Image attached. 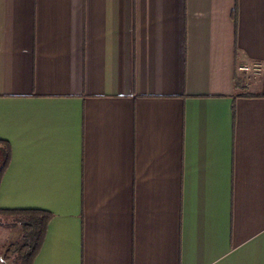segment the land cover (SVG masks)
I'll list each match as a JSON object with an SVG mask.
<instances>
[{
    "label": "crops",
    "instance_id": "crops-1",
    "mask_svg": "<svg viewBox=\"0 0 264 264\" xmlns=\"http://www.w3.org/2000/svg\"><path fill=\"white\" fill-rule=\"evenodd\" d=\"M0 142L32 264H264V0H0Z\"/></svg>",
    "mask_w": 264,
    "mask_h": 264
},
{
    "label": "trees",
    "instance_id": "trees-1",
    "mask_svg": "<svg viewBox=\"0 0 264 264\" xmlns=\"http://www.w3.org/2000/svg\"><path fill=\"white\" fill-rule=\"evenodd\" d=\"M232 10V18L234 11ZM0 148V177L5 170L9 159V146L7 143ZM0 216L10 218L20 228L19 238L10 243L4 252L3 260L7 261L11 256L15 257L18 264H32L51 215L35 210H0Z\"/></svg>",
    "mask_w": 264,
    "mask_h": 264
},
{
    "label": "rangeland",
    "instance_id": "rangeland-1",
    "mask_svg": "<svg viewBox=\"0 0 264 264\" xmlns=\"http://www.w3.org/2000/svg\"><path fill=\"white\" fill-rule=\"evenodd\" d=\"M20 236V228L10 218L0 217V258L10 243L15 242ZM2 264H18L14 256Z\"/></svg>",
    "mask_w": 264,
    "mask_h": 264
},
{
    "label": "built area",
    "instance_id": "built-area-1",
    "mask_svg": "<svg viewBox=\"0 0 264 264\" xmlns=\"http://www.w3.org/2000/svg\"><path fill=\"white\" fill-rule=\"evenodd\" d=\"M262 70V65L259 62H252L250 64H242L236 67L238 74L243 77L255 78L257 77Z\"/></svg>",
    "mask_w": 264,
    "mask_h": 264
}]
</instances>
